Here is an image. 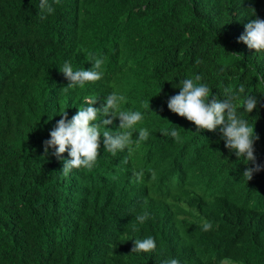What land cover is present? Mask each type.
<instances>
[{
	"label": "trees",
	"instance_id": "1",
	"mask_svg": "<svg viewBox=\"0 0 264 264\" xmlns=\"http://www.w3.org/2000/svg\"><path fill=\"white\" fill-rule=\"evenodd\" d=\"M38 4L0 0V264H264V169L247 182L251 164L225 148L218 130L199 133L167 108L195 75L220 99L244 84L258 101L249 123L264 165V51L238 42L254 18L249 7L264 19V0H59L44 20ZM95 57L104 59L103 78L65 92L63 63L81 68ZM113 91L126 98L122 110L144 116L125 131L135 140L146 128L149 138L116 155L101 151L93 169L65 175L67 152L44 153L51 123L64 111L71 119L85 96L101 107ZM169 122L179 140L167 134ZM118 126L114 119L110 130ZM124 159L132 169L123 181L141 189L93 192L89 171ZM144 189L156 205L135 209ZM149 236L154 252L131 253L133 240Z\"/></svg>",
	"mask_w": 264,
	"mask_h": 264
},
{
	"label": "clouds",
	"instance_id": "2",
	"mask_svg": "<svg viewBox=\"0 0 264 264\" xmlns=\"http://www.w3.org/2000/svg\"><path fill=\"white\" fill-rule=\"evenodd\" d=\"M243 2L244 0H241V3ZM248 2L251 4L252 0H248ZM58 3L59 0H39V19L44 20L47 15L53 14L55 12L53 5ZM248 10L251 17L254 18L244 26V33L238 38V42L245 44L250 50L264 51V19L257 16L254 7H249ZM232 55L241 56L240 54ZM201 63H203L202 60H196V64ZM103 65V57L83 61L81 65L83 68H74L70 60L65 61L59 72L63 74L69 83L63 90L67 92L77 86L91 88L103 78ZM201 80L200 75L184 79L181 82L182 86L179 87L178 94L168 98L167 108L177 116L194 124L199 133L202 131L216 132L218 130L225 142V148L234 153L237 159L243 158L247 161L246 165L251 164L250 167H246L242 174L248 182L253 179L254 173H259L264 169V165L257 163L254 154V144L259 140V136L254 132L255 123H249V114L257 109L256 96L246 93V86L240 84L238 91L226 90V95L223 99H220L212 95V89L207 84L200 83ZM98 99L99 97L94 95L85 96L83 103L71 119L64 111L60 114L61 118L58 122L55 119L51 123L54 128L49 132L48 137L50 138L43 142L44 153L47 155L48 150L54 148L53 155L59 159L67 152L68 159L63 161L62 168L65 175L73 169L81 168L84 171L93 169L101 151L108 155H116L132 144L149 138L150 132L146 128L139 130L138 138L135 140L132 131H125V129H132L134 125L144 119L140 111L121 109V103L126 101L125 96L113 91L104 97V103L101 107H93ZM241 109L243 111H240ZM242 113H247L248 118H245ZM114 119L119 120V126L115 132L110 130V125ZM251 119H255L256 122L259 116L257 115ZM172 126L167 134L174 141L179 140L180 132L178 129L180 128ZM131 169L129 160L124 159L117 164L97 170L94 175L89 171L92 191L101 195L110 191L130 195L139 191L141 188L136 187L135 182L123 181V176ZM153 175H155L154 172ZM144 191L143 197L135 201L133 205L135 209L155 207L156 203L152 201V190L144 189ZM118 217L122 219H118L119 224H122L124 217L122 215H118ZM147 219V212L137 215L135 223H133V230L138 231L137 225H142ZM211 229L212 223L205 222L203 230L209 231ZM133 244L131 253H151L156 250V241L151 236L135 239ZM163 264H179V260L169 258L164 260ZM222 264H226V262L222 261Z\"/></svg>",
	"mask_w": 264,
	"mask_h": 264
}]
</instances>
